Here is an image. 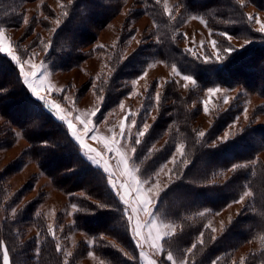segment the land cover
I'll list each match as a JSON object with an SVG mask.
<instances>
[{
    "label": "trees",
    "instance_id": "obj_1",
    "mask_svg": "<svg viewBox=\"0 0 264 264\" xmlns=\"http://www.w3.org/2000/svg\"><path fill=\"white\" fill-rule=\"evenodd\" d=\"M29 1L0 0V25L16 26L12 20L18 17V6ZM128 1L70 0L59 13H46L59 21L43 57L50 70L67 72L79 66L84 58L82 48L96 42L98 32ZM248 1L264 11V0ZM138 5L140 12L148 14L155 23V41L149 44V52L138 49L126 60L113 63V76L101 87L104 103L99 115L118 105L124 96L122 81L141 73L148 57L176 63L182 73L193 77L199 89L240 86L264 99V34L252 28L236 0L178 1L182 15L202 17L214 33L223 59L206 55L207 61L176 47L179 27L170 21L160 4L155 0H134L132 9ZM136 14L138 11H130L125 23ZM221 32L244 39L247 44L237 48ZM119 33L121 47L125 39L123 29ZM224 46L236 51L229 55L223 51ZM112 58H117L116 54ZM0 89V117L20 129L29 146L21 160L0 172V241L8 251L9 264H78L89 251L106 264H142L128 218L107 184V175L82 156L66 125L30 94L17 65L2 53ZM192 99L191 95L183 97L174 81L168 82L159 93L156 118L141 143L134 144L132 161L139 166L137 172L142 180L154 175L178 143L184 144L172 170L174 179L159 194L161 204L157 213L177 229L166 242L162 241L164 254L158 264L161 259L169 264L165 259L169 252L180 260L187 258V264H264V163L260 157L264 151V127L250 124L234 138L218 142L221 132L241 113L242 108L235 103L218 114L200 138L193 129L192 120L198 111L190 109ZM14 140L13 132L0 126V148L12 146ZM26 158L34 160L77 207L72 224L60 235L78 230L92 239L91 244L80 240L69 258L58 248L53 231H49L37 210L41 199L18 207L31 182L13 195L7 191L8 176L18 171ZM234 165L241 167L231 171ZM244 192L251 195L246 197L240 212L213 236L208 220L239 200ZM100 204L108 207L101 208ZM31 228L37 235L30 236ZM193 244L196 247L189 252ZM244 247L250 248L236 260L237 252ZM4 248H0V262Z\"/></svg>",
    "mask_w": 264,
    "mask_h": 264
},
{
    "label": "rangeland",
    "instance_id": "obj_2",
    "mask_svg": "<svg viewBox=\"0 0 264 264\" xmlns=\"http://www.w3.org/2000/svg\"><path fill=\"white\" fill-rule=\"evenodd\" d=\"M155 1L162 6L164 13L169 16L170 21L172 23L174 22L176 27H179L178 32L180 34V40H178L176 47L186 52V54L191 57L199 56L200 58H205L206 55L217 57V53H220V48H213L211 40L215 39L214 33L207 25L205 19L194 15L186 17L184 14L182 15L181 7L178 5L179 0ZM66 2H70V0H31L25 2L19 5L17 12H15L18 17L12 21L16 26L10 28L0 25V29H3L5 39L10 43L12 50L17 54L20 63L23 64L24 72L28 74L30 80H36L41 95L45 96L47 100L53 103L60 104L67 120L71 121L74 127L79 130L85 145L94 150L90 155L96 157L98 160L103 157L99 165L93 164L84 155V149H81L82 156L93 166L100 168L103 172L104 166L106 165L108 167V172H104L105 175H107V184H109L112 193L116 195L118 200L119 197L116 194V189L112 187V183L115 182L118 188L121 182L125 184V188L120 189L122 194L128 191L127 185L131 183L132 190L128 191L129 204L125 205L119 200L128 218L131 230L135 224L139 223L143 226L149 220L148 215L143 211H137L135 213L132 211L133 208L138 206L137 203L134 202L137 200L134 189L136 184L142 181V179L139 178L137 172L139 166L135 165L132 161L134 153L131 149L134 147V141L137 138L138 131L143 130L144 124L150 126L156 118L157 94L160 93L168 82L171 80L174 81L178 92L183 97L190 95L192 98L194 97L189 107L192 110L198 111L192 120L193 129L196 130L198 137L199 132L206 133L209 130L214 118L218 114L226 111L235 103H239L242 108L241 113L221 132L217 138L218 142H224L225 140L234 138L243 128L250 124H252V126L264 127V99L256 93L248 92L240 86L234 88L213 86L206 89H199L196 82L195 86L188 83L187 87H185L187 82L182 79V76H191L190 74L182 73L179 66L174 62L168 63L148 57L144 60L146 65L141 73L136 69L139 74L134 78L130 77L122 81L124 96L121 97L118 105L111 107L106 113L99 115L104 103V93L101 91V87H104L108 79L112 78L113 63L126 60L138 49L149 52L148 50H151H147L149 44L155 41L154 37H152L155 31V23L148 18V14L144 15V13L140 12V5L132 9L134 0H129L122 8L121 12L98 32L96 42L90 47L87 46L82 48L81 53H83L84 58L79 66L67 72H53L50 70L43 57L46 51H48L45 45H49L55 29L57 28L58 20L49 18L46 13H59L60 8ZM242 7L248 17H259L261 22L264 23V11L259 10L248 0H245V4H243ZM130 11H138V14H136L134 18H131L129 23L126 24L125 21ZM25 17L28 20L27 24L24 22ZM251 23L252 28L257 33L264 34V32L259 31L260 25L256 24L255 20L251 21ZM121 29H123L122 34L125 39L124 45L118 47L121 35L119 31ZM230 41L237 48H241L247 44V41L244 39L232 38ZM2 54L6 55L11 60L10 56L5 53ZM113 54H116L117 58L113 59ZM13 62L20 70V65L15 61ZM42 63L44 65L43 68L40 67ZM33 65L36 66L35 69ZM173 67L176 68L177 72H173ZM33 70L37 72L39 79L31 75ZM41 72L45 74L40 75ZM49 85L53 86L51 92L47 91ZM213 88H220L221 91L215 93L213 96H209L208 91ZM152 90L154 91L153 96L151 95ZM192 90L197 93H192ZM225 97H227L228 103H224ZM206 101L208 108L207 112L204 111ZM121 105H123V107H121ZM97 109L96 115L92 116L93 111ZM245 109H247L246 113L244 111ZM77 116L80 117L79 120L75 119ZM85 120L93 121L89 127L94 129V131L87 135L83 132V122ZM121 121H124L125 126V135L123 137L120 134ZM0 126L8 127L15 137L12 146L0 148L1 172L15 165L17 160H21L22 156L24 157L25 150H27L29 146L21 130L12 127L3 117H0ZM93 135L96 136L97 139H92L91 137ZM114 140L117 141L116 146L109 152V150L104 147L105 142L111 145ZM158 144H161V142ZM180 147H182L183 153L184 144L178 143L176 149ZM176 149L174 153L160 165L154 175L147 179L150 181V185L153 189L150 194L153 199L157 198L155 196L157 191L161 194V192L167 188L164 186H168L174 179L172 170L174 164L182 155V153L177 152ZM123 156L130 158L131 162L128 165L129 171L135 169L132 175L124 174V164L120 163L121 157ZM260 157L264 163V151L260 153ZM173 160H175V163L172 162ZM157 173H159V175H157ZM109 175L111 179H109ZM30 182L31 187L21 198L18 207L37 198L41 199L38 203L37 210L48 229L49 225L52 226L53 235L55 239H57L58 248L63 250L66 257H70L69 255L73 253L75 246L80 240H85L88 244L89 241L92 242L90 237L78 230L70 231L66 235H60L65 228L67 229V226L72 224L77 207L75 203L73 204L69 201V195L57 187L52 178L45 175L38 164L31 158L24 159L20 169L8 176L6 185L8 187L7 191L10 195H13L28 183L30 184ZM143 187L146 189L149 187V184H145ZM245 199L246 197L243 203ZM243 203H232L221 212L213 214L207 223L212 230L213 236H217L230 220L237 216ZM153 219L157 225L162 222L175 225L173 222L164 220L158 213H156ZM176 229L177 227L175 225L174 233ZM142 231L144 236L148 235V228H143ZM29 233L30 236H32L37 235L38 232L34 228H31ZM249 248L250 247H244L239 250L236 254L237 258L235 257V259H241ZM138 250L140 262L142 264H148V261L153 259L156 260L158 264L161 255L154 253V250L150 247V242L144 243L143 248H138ZM141 251L145 253L143 258L140 256ZM89 253H92V255H89ZM174 260L177 262L181 261L175 257ZM105 262V260L98 257L93 251H89L78 264H106ZM168 262L172 264L171 261ZM0 264H3V258Z\"/></svg>",
    "mask_w": 264,
    "mask_h": 264
},
{
    "label": "snow or ice",
    "instance_id": "obj_3",
    "mask_svg": "<svg viewBox=\"0 0 264 264\" xmlns=\"http://www.w3.org/2000/svg\"><path fill=\"white\" fill-rule=\"evenodd\" d=\"M247 19L249 22L255 20L256 24L260 25L259 31L264 32V23L261 22L259 17L249 16ZM24 22L26 24L28 23V20L26 17L24 19ZM202 23H203V21H202ZM57 26H59V21H57ZM220 35L229 41L233 38L230 34H228L226 32H221ZM37 39H39V38H37ZM211 43H212L214 49L219 47L218 42L215 39L211 40ZM45 47L48 48V47H50V45H45ZM223 51L228 53L229 55H231L232 52L236 51V50L231 48V47L224 46ZM0 53L7 54L8 56L11 57L12 61L17 62V64L20 65V72H21V75L23 77V84L27 86V89L30 91L31 95L33 97H35L36 99H38L39 101H41L42 104L44 106H46L48 108V110L50 112H52V114L55 117H57L59 119V121H62L63 123H65L67 125L68 132L71 134V137L76 141L79 148L84 149V155L87 157V159L89 161H91L93 164L99 165L100 160H102L103 157H101L100 160H98L96 157L90 155V153H92L94 150L92 148H88L85 145L84 139L81 137L79 130L76 127H74V125L71 121L67 120L66 116L63 114V109L61 108L60 104L53 103L52 101L47 100L45 98V96L41 95L40 88L37 86L36 80L35 79L30 80L29 79L28 74L24 72L23 64L20 63L17 54L12 50V46L5 39L3 29H0ZM217 59H223V57L219 54V52L217 53ZM205 60L207 61V57H205ZM35 67L36 66L33 65L34 69H35ZM40 67L41 68L44 67L43 63L41 64ZM173 72L174 73L177 72L175 67H173ZM44 74H45L44 72H41L40 75H44ZM177 74H179V73H177ZM31 75L33 77H36L37 79H39V76L37 75V72L35 70L32 71ZM182 79L187 82L185 84V87H187L188 83H191L193 86L196 85V81L189 75H183ZM52 88H53V86L49 85L47 91L51 92ZM0 91H3V90L0 89ZM220 91H221L220 88L209 89L208 95L213 96V95H215V93L220 92ZM157 100H159V94H157ZM224 103H228L227 97L224 98ZM121 107H123V105H121ZM96 111H98V109L93 111L92 116L96 115ZM204 111L205 112L208 111L207 101L205 102ZM244 111L246 113L247 109H245ZM245 118H247V117H245ZM75 119L79 120L80 117L77 116V117H75ZM92 123H93L92 120H85L83 122V132L86 135L94 131V129L89 127V125ZM120 129H121L120 134L123 137L125 135L124 121H121ZM148 129H149V125L144 124L143 130L138 131L137 138L134 141L135 145H139L141 143L140 138L145 136V134L148 132ZM18 135H19V133H18ZM198 135H199V137H204L206 134L204 132H199ZM91 138L94 140L97 139V137L94 135ZM43 143H47V142L44 141ZM116 143H117V141H115V140L112 142L111 145H109L107 142H105L104 147L107 148L109 150V152H111L115 148ZM131 151L133 153H135L136 148L133 147L131 149ZM176 151L182 153V147L177 148ZM130 162L131 161H130L129 157H127V156L121 157L120 163L124 164V174L125 175H132V172L135 171V169H132V171H129L128 165ZM172 162L175 163V160H173ZM184 163H187V161L185 160ZM238 167H241V165H234L232 167V169H230V170L235 171ZM104 172H106V173L108 172V167L106 165L104 166ZM157 175H159V173H157ZM109 179H111L110 175H109ZM145 184H149V187H147L146 189L143 187V185H145ZM112 187L114 189H116V194L119 197V200L122 201L125 205H128L129 204L128 191L132 190L131 183H129L127 185L128 191L124 192L123 194L120 191V189L125 188V184L123 182H121L119 188L117 187L116 183L113 182ZM164 187H167V185H165ZM152 191H153V189H152V186L150 185V181L147 179L139 181L136 184L134 192H135V196H136L137 200L134 202L137 203L138 206L136 208H133L132 211L134 213L137 211H143L144 213H146L148 215L149 220L143 226H141L139 223H137V224H135V226L132 227V229H131L132 238L135 240L138 248L142 249L144 246V243L150 242V247L154 250V253L160 254L161 256H163L164 244L162 243V241L166 242V240L174 234L175 225L163 223V222L160 223L159 225H157L155 223V220L153 218L155 217L156 213L160 211L161 201L159 200V191H157L155 193V196L157 197L156 199H153V197L150 195L152 193ZM250 195H251L250 192H244V194L240 197V199L233 201V203H243L244 198L247 196H250ZM99 207L104 208V207H108V205L100 204ZM143 228H148V235L147 236L143 235V231H142ZM49 231H52L51 225H49ZM201 235H203V234H201ZM213 239H215V238L213 237ZM202 242L203 241H201V243ZM89 244H91V241H89ZM195 247H196V245L193 244L192 247L188 249V251L191 252L192 249ZM0 248H4V242L3 241H0ZM125 254L127 255V253H125ZM89 255H92V253H89ZM140 256L143 258L145 256V253L143 251H141ZM129 258L134 259V257H131V256ZM166 260L171 261L172 264H187V258L177 262L176 260H174V257H173L171 252H169L167 254ZM3 264H9V255H8V251L6 248H4V251H3ZM148 264H157V261L154 259L149 260ZM159 264H164V259H161Z\"/></svg>",
    "mask_w": 264,
    "mask_h": 264
},
{
    "label": "crops",
    "instance_id": "obj_4",
    "mask_svg": "<svg viewBox=\"0 0 264 264\" xmlns=\"http://www.w3.org/2000/svg\"><path fill=\"white\" fill-rule=\"evenodd\" d=\"M239 4L243 5L245 4V0H236Z\"/></svg>",
    "mask_w": 264,
    "mask_h": 264
}]
</instances>
